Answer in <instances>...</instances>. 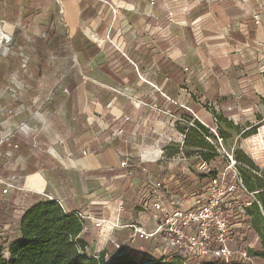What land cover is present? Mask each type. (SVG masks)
<instances>
[{"label": "crops", "instance_id": "0c3cea01", "mask_svg": "<svg viewBox=\"0 0 264 264\" xmlns=\"http://www.w3.org/2000/svg\"><path fill=\"white\" fill-rule=\"evenodd\" d=\"M0 27L15 40L0 81L15 84L21 62L24 83L40 90L38 109L26 110L37 151H12L25 154L7 174L19 190L6 202L54 200L90 217V257L155 263L170 255L164 239L128 226L153 232L164 218L154 204L192 208L213 171L235 187L231 259L254 262L264 240V166L250 147L264 117V0H0ZM199 122L217 132L214 162L201 159L206 146L192 148L208 134Z\"/></svg>", "mask_w": 264, "mask_h": 264}, {"label": "built area", "instance_id": "2783aa9c", "mask_svg": "<svg viewBox=\"0 0 264 264\" xmlns=\"http://www.w3.org/2000/svg\"><path fill=\"white\" fill-rule=\"evenodd\" d=\"M12 42V34L0 27V57H6L11 53ZM6 113L13 116L11 111H6ZM191 125L193 126V124ZM196 126L199 129L208 128L201 122L197 123ZM19 131L26 137L27 143L28 139L31 138L32 147H37L36 138L40 132L39 129H34L32 135H30L31 130L25 124L19 128ZM207 133L215 136L220 143L215 129L208 128ZM12 138H15V133L8 130L4 137H0V146ZM206 140L210 141L208 135ZM250 147L254 149L257 159L264 166V117L255 126V132L250 140ZM59 148L63 149L64 144L60 142ZM228 159L231 160L229 157ZM121 167L127 169L129 165L122 162ZM201 167H204V165ZM16 190H19V188L13 177L3 178L0 176V197L4 202H6L5 198ZM234 191V186L225 184V174L216 175L204 186L190 209L179 208L169 213L162 205L154 204L153 207L164 215V218L159 221L153 232H145L133 224L128 227L140 239L163 238L166 250L170 251V255H179L184 263L191 260L210 261L214 259L227 263L232 258L233 253L228 247L231 239L226 207L227 197ZM74 214L82 221L90 219L88 215H84L80 211H75ZM238 255L242 263H251L245 252H238Z\"/></svg>", "mask_w": 264, "mask_h": 264}, {"label": "trees", "instance_id": "16d2710c", "mask_svg": "<svg viewBox=\"0 0 264 264\" xmlns=\"http://www.w3.org/2000/svg\"><path fill=\"white\" fill-rule=\"evenodd\" d=\"M253 129L255 132V128ZM0 147L12 152L20 146L12 138ZM199 155L207 162L214 158V154L209 152ZM243 167L252 172L249 167ZM207 177L214 178L215 172H209ZM12 214L16 216L10 218ZM10 219L12 226L6 231L3 225ZM84 226V221L78 219L74 212L65 213L54 200H41L17 211L11 199L4 202L0 197V264H144L122 254L108 261L103 254L90 257L88 235ZM249 256L254 259L249 264H264V240L262 250L251 251ZM191 262L190 264H244L237 259H230L227 263L216 259ZM153 264L185 263L179 255L171 254Z\"/></svg>", "mask_w": 264, "mask_h": 264}, {"label": "rangeland", "instance_id": "374dc122", "mask_svg": "<svg viewBox=\"0 0 264 264\" xmlns=\"http://www.w3.org/2000/svg\"><path fill=\"white\" fill-rule=\"evenodd\" d=\"M17 31H14V33H16ZM15 35V34H14ZM12 45H11V53L13 52V45L15 44V40H14V36H12ZM35 45L37 46L38 44L35 42ZM11 53L9 55H7L6 57H0V65L4 66V69H0V79L1 76L4 75H8V73H6V65L8 62V58L10 57ZM18 58H20L18 56ZM4 62V63H3ZM22 63H18V65H16L15 68V84L12 85H7L5 82L0 81V95H2V99H0V137H4L5 134H7V131L10 130L12 132L15 133V138L19 144V146H26L27 148L29 147L30 151L36 152L37 151V147H32V144L28 145L27 144V139L26 137L19 131V128L22 125H29L30 120H35V116H31L30 111L28 115L26 110H32V114L35 113V111L38 109L39 107V100L37 99V97L39 96V86L38 84H35L33 82L31 83H27L24 81H29L27 79L24 78V68L22 67ZM12 77V76H11ZM6 94H9L12 96L13 101L10 97H7ZM24 97H29V101H24ZM33 98H36L35 100H33ZM37 100V101H36ZM6 111H11L13 116H9ZM37 119V118H36ZM193 130V129H192ZM199 132V130H198ZM203 132V131H202ZM200 134V135H199ZM199 134H196V138H192V145L195 144L196 147H192V148H203L204 146L207 147L208 152L211 151H216L217 149L220 148V143L218 142V140L216 139L215 136H212L210 133L206 134L205 132H203V134H201V132H199ZM207 135L209 136L210 141L206 140ZM194 141V143H193ZM198 143H200V147L197 145ZM24 149H21L18 156H13L12 152H10L8 150V148H1L0 147V176L3 178H10V176H8V172H12L11 170L15 169L16 165L19 163H22L23 159H24V154L25 151H23ZM252 155H250L251 157ZM128 164L127 161H124ZM212 162H214V160H212ZM213 164V163H212ZM249 166L252 167L251 164H240V166L238 167L239 169L244 170L245 172L249 171L247 169H245L243 166ZM19 174L22 173L21 171L18 172ZM17 173V174H18ZM20 204L18 201L16 202V205L14 206L15 210H19L20 209ZM12 216H16V214H12L10 218H12ZM12 220L10 219V221H7L3 227L4 230H9V228H11L12 226ZM118 247V246H116ZM114 251H119L117 248L113 247ZM204 262H208V261H204ZM144 264H153V262L151 260H149L148 258H145L143 260ZM191 263V261L189 262V264ZM202 263V262H200Z\"/></svg>", "mask_w": 264, "mask_h": 264}, {"label": "water", "instance_id": "95a60500", "mask_svg": "<svg viewBox=\"0 0 264 264\" xmlns=\"http://www.w3.org/2000/svg\"><path fill=\"white\" fill-rule=\"evenodd\" d=\"M116 247V246H115ZM116 248H118V247H116ZM189 262H187V263H185V264H188Z\"/></svg>", "mask_w": 264, "mask_h": 264}]
</instances>
